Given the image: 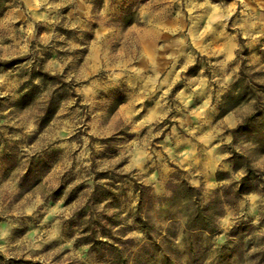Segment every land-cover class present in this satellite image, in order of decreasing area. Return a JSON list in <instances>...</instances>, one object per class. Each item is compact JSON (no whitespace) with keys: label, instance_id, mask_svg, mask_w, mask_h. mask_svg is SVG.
<instances>
[{"label":"rangeland","instance_id":"374dc122","mask_svg":"<svg viewBox=\"0 0 264 264\" xmlns=\"http://www.w3.org/2000/svg\"><path fill=\"white\" fill-rule=\"evenodd\" d=\"M257 106L264 0H0V264H264Z\"/></svg>","mask_w":264,"mask_h":264},{"label":"trees","instance_id":"16d2710c","mask_svg":"<svg viewBox=\"0 0 264 264\" xmlns=\"http://www.w3.org/2000/svg\"><path fill=\"white\" fill-rule=\"evenodd\" d=\"M251 96H248L246 90H243L240 94H238L237 98L239 101L242 100H250L252 97L255 98L257 94L253 92ZM59 108V104L56 102L55 97H52L48 104L47 109V121L56 114ZM221 116L227 114L230 110L221 108ZM46 120V119H45ZM245 135L249 137H253L254 142L258 144V147L261 153H264V107L257 106L256 110L249 116H247L242 123H240L234 130H232V135L234 138L237 135ZM246 174L241 179L239 188L237 190V196L242 197L246 192L244 191L248 180L251 179V175L253 173V168L250 165H245ZM182 190L184 194V198L188 201L193 202L195 205V209L193 214L187 219L185 228L187 230H201L205 231L209 234L216 233V224L213 220L212 214L209 213L208 207L202 206L199 203V197L201 196V189L195 186H191L188 183H183ZM248 192H252V190H248ZM143 203V196L141 195L137 210L139 211ZM138 222L143 225V229L147 236H151L149 232V223L141 218L138 214ZM16 264H39L37 262L32 261H24L17 262Z\"/></svg>","mask_w":264,"mask_h":264}]
</instances>
